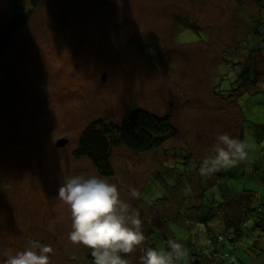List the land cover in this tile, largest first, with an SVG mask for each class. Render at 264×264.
Wrapping results in <instances>:
<instances>
[{"label": "rangeland", "instance_id": "374dc122", "mask_svg": "<svg viewBox=\"0 0 264 264\" xmlns=\"http://www.w3.org/2000/svg\"><path fill=\"white\" fill-rule=\"evenodd\" d=\"M9 16V0H0V32ZM257 26L264 29V0H40L0 60V259L39 241L53 248L50 264H93L91 249L68 239L70 208L57 197L73 175L117 184L140 213L144 246L169 237L190 243L187 255L192 243L207 242L197 200L213 197L214 207L228 185L233 198L247 189L264 202V88L220 96L246 82L243 72L257 77L253 87L264 85V51L249 49L261 44ZM133 107L168 115L175 131L149 152L115 148L113 174L102 175L76 154L80 133L99 117L119 123ZM220 132L243 140L248 159L201 177L199 164ZM221 219L211 215L209 223ZM141 255L128 254L129 264ZM238 258L262 264L242 248Z\"/></svg>", "mask_w": 264, "mask_h": 264}, {"label": "trees", "instance_id": "16d2710c", "mask_svg": "<svg viewBox=\"0 0 264 264\" xmlns=\"http://www.w3.org/2000/svg\"><path fill=\"white\" fill-rule=\"evenodd\" d=\"M39 2L40 0H9L10 16L0 32V60L7 51L10 40L29 23ZM262 32L264 29H259L258 26L252 30L254 37L261 44L249 48L251 55L264 51ZM244 66L243 70L246 68ZM239 76H244L242 79H246L247 76L246 82L234 92L231 90V92L227 91L226 95L223 93L220 95L221 98L232 99L241 90L244 92L247 90L257 91L264 88V85L253 87V84L257 83V77L250 75L255 79L250 81L249 75H245L244 72ZM262 82L264 83V80ZM218 91L219 89L215 87L214 94L219 96ZM173 131H175V127L168 115H157L147 109L133 107L119 123L101 117L92 120L80 133L76 154L80 157H87L100 174L110 176L114 171L112 157L115 148L125 147L134 153L156 150L164 145ZM227 186V193L223 194L224 200L214 207L212 205L213 197L209 198L207 204H203L202 200H197L196 207H194L198 208L202 215L198 219L207 222L205 225L208 231L207 242L202 243L203 241H201L204 245L192 243L193 247L190 248L186 260L183 259L179 264H228V258L233 259L232 263L243 264L238 258V249L241 248L244 253L249 251L254 257L260 258V263L264 264V250L258 244V238L264 237L263 196L259 198L254 191L245 189L241 193L234 192L233 194L236 196L233 198L231 190ZM245 192H247V198L243 197V200H239V197ZM253 200L255 201L254 207L252 206ZM204 205H207L208 208H205ZM235 206H238L240 213L234 214ZM215 214L220 215L222 219L220 223L213 226L210 225L209 218ZM152 229L150 230L153 231ZM206 230L200 229L199 231L205 234ZM169 239V237L156 236V240H152L150 246L167 244ZM180 242L186 247L190 245L188 242ZM212 242L222 245L212 247ZM221 246L226 249V252L221 250ZM87 257V260L94 264L91 252L87 254Z\"/></svg>", "mask_w": 264, "mask_h": 264}, {"label": "clouds", "instance_id": "9594fccd", "mask_svg": "<svg viewBox=\"0 0 264 264\" xmlns=\"http://www.w3.org/2000/svg\"><path fill=\"white\" fill-rule=\"evenodd\" d=\"M209 152L198 167L201 177H210L248 159L246 143L228 132L216 134ZM128 195L136 199L140 193L129 187ZM57 197L70 208L68 239L91 249L94 264H129L128 254L137 248L142 253L140 264H179L187 255L183 244L174 239L167 241L166 248L144 246L139 211L121 197L117 184L101 176L66 177ZM52 252L51 245L34 241L29 248L15 254L3 252L0 264H50Z\"/></svg>", "mask_w": 264, "mask_h": 264}, {"label": "water", "instance_id": "95a60500", "mask_svg": "<svg viewBox=\"0 0 264 264\" xmlns=\"http://www.w3.org/2000/svg\"><path fill=\"white\" fill-rule=\"evenodd\" d=\"M66 141H67V140L63 138V139H61V140H58L57 143H58V145H64V144L66 143ZM230 264H235V263H230Z\"/></svg>", "mask_w": 264, "mask_h": 264}]
</instances>
